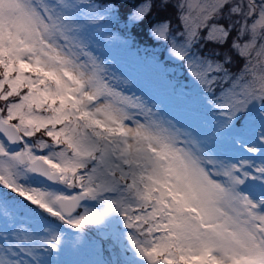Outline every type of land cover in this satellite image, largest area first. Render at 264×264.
I'll list each match as a JSON object with an SVG mask.
<instances>
[{
  "label": "snow or ice",
  "instance_id": "1",
  "mask_svg": "<svg viewBox=\"0 0 264 264\" xmlns=\"http://www.w3.org/2000/svg\"><path fill=\"white\" fill-rule=\"evenodd\" d=\"M154 10L180 21L147 34L186 66L198 122L93 50L120 7L0 0V264H48L58 225L102 230L123 264H264V0H141L125 29Z\"/></svg>",
  "mask_w": 264,
  "mask_h": 264
},
{
  "label": "rangeland",
  "instance_id": "2",
  "mask_svg": "<svg viewBox=\"0 0 264 264\" xmlns=\"http://www.w3.org/2000/svg\"><path fill=\"white\" fill-rule=\"evenodd\" d=\"M140 2L141 0L136 4ZM109 3L114 4V2ZM174 19L176 23L177 16ZM175 23L174 26L171 25V30L173 32L182 31L180 21L177 26ZM120 25L124 26V23L121 22ZM108 27L113 36L111 38L97 37L92 42V48L97 55L111 63V70L117 76H123L131 81L129 87L132 91L137 94H146L161 102L160 107L166 113L177 116L185 123L198 122V120H193L194 105L189 99L195 96V87L184 63L170 60L165 54L163 45L153 47V41L148 39L149 42L146 44L149 46H139L137 42L133 43L132 39H128L130 36L115 29V26L109 25ZM205 44L212 49L217 48L214 44L201 41L198 47L194 46V53L198 52L203 55L201 48ZM161 56L167 62L166 71L163 70L165 64L160 62ZM220 87H227V84L219 85L217 92ZM101 231L92 226H89L86 234H80L78 230L75 233L65 231L67 234L61 249L58 252L53 251L46 257L48 264H112L113 260H118L123 264L120 248L117 246L110 248L112 242L103 239ZM126 255L130 256L131 253Z\"/></svg>",
  "mask_w": 264,
  "mask_h": 264
},
{
  "label": "trees",
  "instance_id": "3",
  "mask_svg": "<svg viewBox=\"0 0 264 264\" xmlns=\"http://www.w3.org/2000/svg\"><path fill=\"white\" fill-rule=\"evenodd\" d=\"M137 1H139V0H101V2H114V4L117 5V7L121 8V17L119 18L118 21L114 22L115 29H117L120 33H122L126 36H130V37L134 38L135 42H137V44H139V46L146 47V46H149L146 43L149 42L148 39H150L148 37V34H147L149 25L154 23L157 20H162V19L167 18L168 20H170L171 25L174 26V23H175L174 17L177 16V14H176L175 10H170L169 13H160V12L154 10L152 15H150L149 18L142 25L136 27L131 32H128L124 26L120 25V23L123 22V16L130 11L133 4L134 3L136 4ZM177 22H178V20H177ZM202 34H204V32H202ZM199 44H197L195 46L198 47ZM212 50H213L212 48H210L208 45L205 44V46H203L201 48V53L203 55H208L209 53H211ZM243 63H244L243 60L236 58L234 63L231 65L233 72L239 71V69L243 65Z\"/></svg>",
  "mask_w": 264,
  "mask_h": 264
}]
</instances>
